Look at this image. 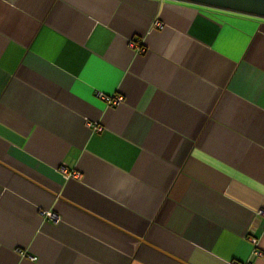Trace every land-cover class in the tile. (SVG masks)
I'll use <instances>...</instances> for the list:
<instances>
[{
	"label": "crops",
	"instance_id": "0c3cea01",
	"mask_svg": "<svg viewBox=\"0 0 264 264\" xmlns=\"http://www.w3.org/2000/svg\"><path fill=\"white\" fill-rule=\"evenodd\" d=\"M260 212L264 18L0 0V264H264Z\"/></svg>",
	"mask_w": 264,
	"mask_h": 264
},
{
	"label": "water",
	"instance_id": "95a60500",
	"mask_svg": "<svg viewBox=\"0 0 264 264\" xmlns=\"http://www.w3.org/2000/svg\"><path fill=\"white\" fill-rule=\"evenodd\" d=\"M177 1L264 18V0H177Z\"/></svg>",
	"mask_w": 264,
	"mask_h": 264
},
{
	"label": "built area",
	"instance_id": "2783aa9c",
	"mask_svg": "<svg viewBox=\"0 0 264 264\" xmlns=\"http://www.w3.org/2000/svg\"><path fill=\"white\" fill-rule=\"evenodd\" d=\"M157 26L158 27H161L162 26V24L161 23H157ZM123 101V99L121 98V97H116V98H112V99H109L108 100V103L111 105H116V104H118V103H120V102H122ZM97 130H100V127H98L97 128ZM61 172H62V174H64L66 177H68V178H75V177H77V176H79L77 173H69L68 171H67V169H65V168H63L62 170H61ZM264 213L263 212H260V215H263ZM48 216L49 217H52V215L49 213L48 214ZM250 239H251V241H252V243L255 245V247H256V251H255V255L256 256H262L263 254H262V252L258 249V242H257V239L255 238V237H253V236H251L250 237ZM248 264H253V263H248Z\"/></svg>",
	"mask_w": 264,
	"mask_h": 264
}]
</instances>
